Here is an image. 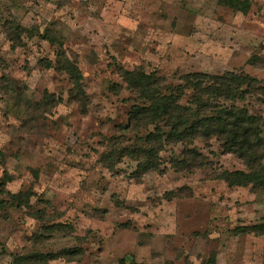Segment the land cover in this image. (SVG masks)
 <instances>
[{"label":"rangeland","instance_id":"1","mask_svg":"<svg viewBox=\"0 0 264 264\" xmlns=\"http://www.w3.org/2000/svg\"><path fill=\"white\" fill-rule=\"evenodd\" d=\"M59 52L82 74L81 102ZM261 60L264 0H0V264L37 253L64 256L47 264H264V235L236 234L264 224V193L220 178L247 167L216 137L194 140L198 168L172 167L181 143H165L159 171L142 175L105 157L153 131H130L136 94L120 68L169 85L227 71L264 84ZM237 105L264 119V97Z\"/></svg>","mask_w":264,"mask_h":264},{"label":"trees","instance_id":"2","mask_svg":"<svg viewBox=\"0 0 264 264\" xmlns=\"http://www.w3.org/2000/svg\"><path fill=\"white\" fill-rule=\"evenodd\" d=\"M223 3L232 7L229 2ZM16 39H20L19 34ZM61 55L63 54L60 52L57 54L55 67L70 77L73 84L71 96L81 102L85 98L82 74L76 63L65 57L60 59ZM250 60L257 58L254 56ZM53 65L47 61L45 67L49 69ZM119 75L127 89L136 94V102L128 114L130 131L137 132L148 126H152L153 131L141 139L144 146L134 150H129L118 142L114 143L113 148L105 154L106 161L127 157L137 162L136 172L139 175L159 171L158 154L163 150L164 144L169 142L185 145L182 158L174 159L172 167H203L206 158L196 148H192L194 140L216 137L226 152L237 155L247 167V170L223 171L220 178L229 186H250L257 195L264 193V119L237 105V101L244 100L246 94L264 97V84L261 80L233 71L218 75L196 72L182 76L184 84L169 85L156 73H146L141 69L120 68ZM186 92H189L188 99L183 102ZM50 96L53 97V94ZM0 157H3L2 152ZM5 178H0L1 193H4L3 187L8 182ZM9 195L18 202L22 194ZM236 230V234L264 235V224L241 226ZM72 252L73 250H68L66 253L71 255ZM59 257L64 256L53 253L14 255L11 264H47Z\"/></svg>","mask_w":264,"mask_h":264}]
</instances>
